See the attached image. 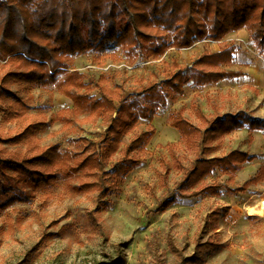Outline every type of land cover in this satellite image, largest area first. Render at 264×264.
<instances>
[{
  "label": "rangeland",
  "instance_id": "1",
  "mask_svg": "<svg viewBox=\"0 0 264 264\" xmlns=\"http://www.w3.org/2000/svg\"><path fill=\"white\" fill-rule=\"evenodd\" d=\"M252 30L256 25L252 27L250 21L217 40L204 38L186 48L169 47L155 58L126 53L121 47L97 57L89 53L68 58L69 69L84 73L86 81L94 83L104 75L105 86L121 84L122 96L135 92L140 80L170 77L204 51L215 53L223 46L233 49L230 58L210 68L237 75L201 85L187 80L181 90L170 92L163 104L156 105L150 120L138 119L122 137L121 147L145 130L152 128L154 133L132 152L140 162L122 178L117 194L100 198L94 191L76 192V176L33 190L22 183L28 179L26 174L7 169L8 176L0 177V183L19 185L22 193L21 199L0 207V264H264V131L244 124L213 140V150L203 157H220L235 149L254 158L233 173L213 167L188 188L181 183L196 148L169 125L181 111L191 123L206 127L196 108L210 121L239 112L264 119L263 45ZM3 73L0 62V76ZM9 90L15 91L16 85ZM91 93L100 94L97 88ZM18 94L32 96L24 121L1 122L0 114V133L14 135L28 123L48 121L72 104L53 87H28ZM61 126L59 121L35 126L37 145L88 152L81 137L99 139L105 129L101 119ZM0 145L19 156L31 154L22 142ZM260 173V179L248 182ZM208 184L222 188L218 194H193ZM169 198L173 202L157 210ZM88 210L96 222L89 221ZM204 242L211 243L209 250L195 258L197 244Z\"/></svg>",
  "mask_w": 264,
  "mask_h": 264
},
{
  "label": "trees",
  "instance_id": "2",
  "mask_svg": "<svg viewBox=\"0 0 264 264\" xmlns=\"http://www.w3.org/2000/svg\"><path fill=\"white\" fill-rule=\"evenodd\" d=\"M250 21L252 27L256 25L252 31L262 43L264 53V0H0V62L4 69L0 76L1 122L23 123L32 96L21 97L18 93L26 92L28 87H53L72 103L48 121L30 122L14 135L0 133V144L22 142L31 152L29 156H19L0 145V177L6 180L7 169L21 172L28 177L22 183L37 190L62 177L76 176V192L94 191L100 198L117 194L122 178L140 162L132 152L154 130L141 132L123 147L122 137L135 127L138 119L150 120L156 105L163 104L170 92L181 90L187 80L201 85L237 75L210 68L227 61L233 49L223 46L215 53L204 51L170 77L140 80L135 92L126 96L121 94V84L105 86L104 75L94 83L86 81L84 73L70 70L66 60L89 53L97 57L116 47L126 53L155 58L169 47L186 48L194 40L204 38L217 40ZM11 85H16L15 91L9 90ZM94 88L100 93L98 97L91 93ZM195 112L206 127L191 123L181 111L169 121L183 140L196 148L194 162L181 183L188 188L213 167L233 173L240 164L254 158L235 149L220 157H203L213 150V140L244 124L264 131L263 118L246 117L239 112L210 121L197 108ZM93 119H101L105 129L98 134L99 139L81 137L90 148L88 152L62 151L57 146L36 143L35 126L59 121L61 128H71L74 123ZM177 166L182 167L179 163ZM261 176L262 173L248 182ZM18 186L0 183L1 208L21 199ZM221 188L220 184H208L193 194H218ZM171 202L170 198L160 202L157 210H165ZM87 217L91 223L96 222L92 211H87ZM210 246L209 242L197 244L195 258Z\"/></svg>",
  "mask_w": 264,
  "mask_h": 264
}]
</instances>
